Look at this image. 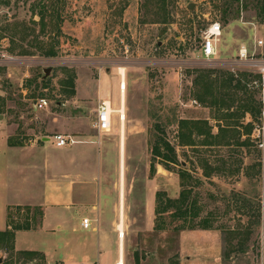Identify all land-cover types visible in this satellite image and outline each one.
Wrapping results in <instances>:
<instances>
[{"label": "rangeland", "instance_id": "rangeland-1", "mask_svg": "<svg viewBox=\"0 0 264 264\" xmlns=\"http://www.w3.org/2000/svg\"><path fill=\"white\" fill-rule=\"evenodd\" d=\"M190 2L194 10L188 8ZM262 2L0 0V97L4 100L0 126L13 130L11 139L27 141L41 130L47 132L51 113L82 115L91 123L101 100L110 99L118 107L120 67H124L128 122L140 121L131 129L139 134L130 131L125 136V240L137 249L140 264H264L263 106L255 83L258 75L232 64L241 44L253 47L256 31L264 36ZM213 20L223 27L220 59L207 62L201 55L202 32ZM50 48L55 55L47 54ZM48 67L51 73L44 77ZM203 73L212 81L214 105L201 103L195 94V79ZM230 74L245 88L229 85ZM40 97L51 101L47 109L34 108ZM246 103L259 106L260 113L246 110ZM180 118L207 120L217 137L204 144V137L197 135L196 146L180 145ZM159 135L176 146L182 165L169 170L156 158V170H151ZM49 144H55L53 138ZM106 144L111 148L109 181L116 196L119 154L114 143L106 140ZM160 167L165 170L162 175ZM180 167L188 170L185 183L190 211L196 216L176 218L172 215L176 206L168 204L183 188ZM149 197H155V215L150 219ZM41 217L39 212L14 207L7 222L14 227L29 224L30 230H36ZM151 221L154 225L149 229ZM193 229H207L214 236L196 240L193 249L183 237ZM59 239L44 233L21 234L20 247L15 239L7 247L0 244V264H61L47 262L41 251L34 257L23 254L25 249L50 248Z\"/></svg>", "mask_w": 264, "mask_h": 264}, {"label": "crops", "instance_id": "crops-1", "mask_svg": "<svg viewBox=\"0 0 264 264\" xmlns=\"http://www.w3.org/2000/svg\"><path fill=\"white\" fill-rule=\"evenodd\" d=\"M122 100L120 92L118 107L122 105ZM98 104L94 107L92 125L85 122L82 115H73L69 112L51 113L52 120L47 124V132L41 130L40 134H34L27 141L13 139L14 144L9 142L13 130L8 125L0 126V164L4 166L0 168V231L8 228L9 208L30 206L32 212L38 209L42 214L39 228L18 230L15 241L16 246L20 247L18 245L20 235L30 232L58 235L60 242L53 243L50 248L45 246L21 248L43 252L47 262L72 264L94 260L99 264H118L123 259L124 264H136L137 249L135 247L132 249L125 237L119 239L120 223L123 222L126 229L124 174L123 179L121 174L117 176L120 192L114 196V186H111L109 181L113 172L109 165L111 162L107 159L111 148L107 146L106 140L115 144L114 150L119 154L121 166L123 144V156L125 154L123 128L124 139L126 134L131 133L130 131L139 134V130L131 129L139 127L140 121L128 122V118L131 117L126 111L123 125L121 115L115 112L111 131L99 133L93 127ZM115 115L118 116L117 121ZM56 133L72 134L82 141L68 146L56 144L52 146L49 141ZM46 137L48 139H45ZM164 171V168H158L159 175L165 173ZM146 214L149 219L152 216L154 218L155 197H149ZM84 218L90 219L89 228L82 226ZM151 225L149 229L153 228L152 221ZM205 235L214 236L207 229H193L187 231L183 237L187 239V247L194 249L196 240L200 241L199 239ZM214 241L216 242V238ZM189 255L186 256L187 262ZM148 256H151V252ZM139 258L141 261L140 256ZM196 261L193 259L191 262Z\"/></svg>", "mask_w": 264, "mask_h": 264}, {"label": "trees", "instance_id": "trees-1", "mask_svg": "<svg viewBox=\"0 0 264 264\" xmlns=\"http://www.w3.org/2000/svg\"><path fill=\"white\" fill-rule=\"evenodd\" d=\"M237 1L238 4H240V0H233ZM261 8L264 11V2L261 3ZM237 12H239V6H237ZM42 20V17H41ZM48 55H55L56 50L54 48H50L47 50ZM209 76L206 73L201 74L197 79H195V84H196V90L195 94L197 98L200 100L201 103H204L207 105H214L217 103V98L213 97V91H212V81L207 79ZM45 81V80H43ZM226 81L228 82L229 85L233 86L235 89H244L245 85L241 83L240 80L235 78L232 74H230ZM212 96V98H208ZM4 100L0 97V113L3 112V106ZM246 106V110H251L254 115H257V113H260V107L257 105H254L251 103L249 104H244ZM178 139H179V144L182 146H196L197 145V140L196 136H203L204 137V144H212V139L217 137V135H214L212 133V128L210 127L209 123L205 119H193V118H180L178 120ZM224 127L220 128V132L224 131ZM9 142L11 144H14L15 142L13 139H10ZM159 158L160 162L166 169L173 170L174 166L177 165H182V161L180 160L176 146H174L171 142H169L167 139H165L163 136L158 137L157 142L153 146V160L151 162V170L154 172L156 169L155 167V159ZM180 176L182 177V190L180 192V195L178 198L174 200H169L168 204H172V206H176V209L172 213L173 216L176 218H186L188 215H193L196 216V212H191L190 208L191 202H190V190L187 187L185 183V179L188 174V170L184 167H180L178 170ZM168 207H164V210H159V213H163L168 210ZM171 207V206H170ZM19 210L20 209H25L27 211H32V208L30 206H18L17 207ZM11 209L9 208V213H11ZM41 213L38 209L34 211ZM194 213V214H193ZM42 215V214H41ZM206 221V220H204ZM207 225V224H206ZM202 228H208V227H202ZM29 230L30 226L29 224L27 225H20L17 224L15 227L12 226V223H8V228L5 230L0 231V244H2V247H7L11 242H14L16 231L17 230ZM23 254L29 256V257H34L39 254L38 251L36 250H25L23 251ZM44 257V256H43ZM136 264H140V258L139 254L137 253L136 255Z\"/></svg>", "mask_w": 264, "mask_h": 264}, {"label": "built area", "instance_id": "built-area-1", "mask_svg": "<svg viewBox=\"0 0 264 264\" xmlns=\"http://www.w3.org/2000/svg\"><path fill=\"white\" fill-rule=\"evenodd\" d=\"M257 29L258 25L252 23ZM264 27V24L262 25ZM223 35V27L220 21L213 20L207 28L202 32L201 55L207 62L219 60V43ZM259 49H264V36L259 35L256 31L254 36V46L250 47L247 44H241L237 50L235 61L232 64H237V68L241 71L252 72L258 75L255 81L260 89V102L263 106L264 116V52L259 53ZM196 101V100H195ZM37 109H45L50 105V100L46 97H40L36 101ZM116 112L111 100H102L98 104L97 117L93 123V127L99 132H110L112 128L113 115ZM57 146H68L82 140L72 134L56 133L52 136ZM82 226L89 228L91 222L89 218L82 220ZM86 264H99L90 262ZM119 264V263H118Z\"/></svg>", "mask_w": 264, "mask_h": 264}, {"label": "bare ground", "instance_id": "bare-ground-1", "mask_svg": "<svg viewBox=\"0 0 264 264\" xmlns=\"http://www.w3.org/2000/svg\"><path fill=\"white\" fill-rule=\"evenodd\" d=\"M120 74H121L122 79H121V82H120V85H119V90H120V92H121V94L123 96V100H122V105L120 107L116 108L117 109L116 112L119 113V116L121 115L120 119H122V123L124 125L125 124V120H126L125 98H126V86H127V82H126V78H125L126 77V73H125V68L124 67H120ZM122 138L125 141V139H124V128H123V132H122ZM123 150H124V144L121 147V166H120L121 167L120 168L121 169L120 170L121 171L120 172L121 179H123V174H124V156H123ZM122 200H123V190H122ZM118 230L121 233V235L119 234L120 235L119 236L120 237L119 239H121V238L124 239L126 233H125V229H124L123 222L120 223ZM119 264H124V260L123 259L120 260Z\"/></svg>", "mask_w": 264, "mask_h": 264}, {"label": "water", "instance_id": "water-1", "mask_svg": "<svg viewBox=\"0 0 264 264\" xmlns=\"http://www.w3.org/2000/svg\"><path fill=\"white\" fill-rule=\"evenodd\" d=\"M188 8L191 9V10H194V9H195V4H194V2H190V3L188 4ZM44 72H45V76H44V77L48 76V75L51 73V67L45 68V69H44ZM33 105H34V108L37 109V104H36V102H34ZM45 139H48V137H46ZM2 261H3V257H0V263H1Z\"/></svg>", "mask_w": 264, "mask_h": 264}]
</instances>
